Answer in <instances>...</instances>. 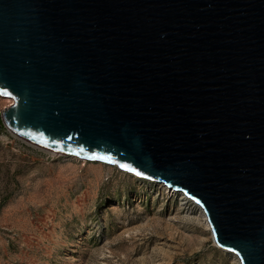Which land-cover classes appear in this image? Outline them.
Here are the masks:
<instances>
[{
    "label": "water",
    "instance_id": "water-1",
    "mask_svg": "<svg viewBox=\"0 0 264 264\" xmlns=\"http://www.w3.org/2000/svg\"><path fill=\"white\" fill-rule=\"evenodd\" d=\"M0 95L26 141L182 191L264 264V0H0Z\"/></svg>",
    "mask_w": 264,
    "mask_h": 264
},
{
    "label": "rangeland",
    "instance_id": "rangeland-1",
    "mask_svg": "<svg viewBox=\"0 0 264 264\" xmlns=\"http://www.w3.org/2000/svg\"><path fill=\"white\" fill-rule=\"evenodd\" d=\"M8 99L0 95V120ZM168 188L2 123L0 264H229L193 205Z\"/></svg>",
    "mask_w": 264,
    "mask_h": 264
},
{
    "label": "bare ground",
    "instance_id": "bare-ground-1",
    "mask_svg": "<svg viewBox=\"0 0 264 264\" xmlns=\"http://www.w3.org/2000/svg\"><path fill=\"white\" fill-rule=\"evenodd\" d=\"M8 102H9V105L12 103V99H8ZM57 152V151H55ZM168 193H170L171 195H176L179 200H181V204L184 205L188 202H190V204L193 205V207L195 208V211H196V215H194L196 221H198V223H202V225L209 230V233L211 234V229H210V226H209V223H208V220H207V217H206V214L203 210V208L197 203L195 202L194 200H192L191 198H189L185 193H183L182 191H179V190H176V189H173L171 187L168 188ZM212 236V234H211ZM213 240V239H212ZM214 242V241H213ZM161 249V248H160ZM222 249V248H221ZM225 254L227 253L228 254V259H229V264H240V261H239V258L238 256L232 252V251H229V250H225V249H222ZM161 252V251H160ZM165 254H168L166 253L165 251H162V255L164 256ZM169 256V255H168ZM169 258V257H168ZM164 260V259H163Z\"/></svg>",
    "mask_w": 264,
    "mask_h": 264
},
{
    "label": "snow or ice",
    "instance_id": "snow-or-ice-1",
    "mask_svg": "<svg viewBox=\"0 0 264 264\" xmlns=\"http://www.w3.org/2000/svg\"><path fill=\"white\" fill-rule=\"evenodd\" d=\"M122 167H129L128 165H122Z\"/></svg>",
    "mask_w": 264,
    "mask_h": 264
},
{
    "label": "trees",
    "instance_id": "trees-1",
    "mask_svg": "<svg viewBox=\"0 0 264 264\" xmlns=\"http://www.w3.org/2000/svg\"><path fill=\"white\" fill-rule=\"evenodd\" d=\"M0 125H2V122H1V120H0Z\"/></svg>",
    "mask_w": 264,
    "mask_h": 264
}]
</instances>
